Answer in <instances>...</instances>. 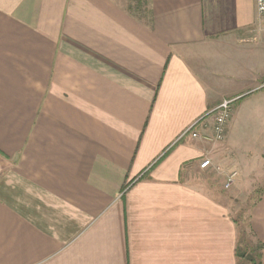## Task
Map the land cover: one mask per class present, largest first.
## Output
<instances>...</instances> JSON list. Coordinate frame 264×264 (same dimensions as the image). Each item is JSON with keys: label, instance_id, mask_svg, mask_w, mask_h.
Wrapping results in <instances>:
<instances>
[{"label": "crops", "instance_id": "obj_1", "mask_svg": "<svg viewBox=\"0 0 264 264\" xmlns=\"http://www.w3.org/2000/svg\"><path fill=\"white\" fill-rule=\"evenodd\" d=\"M257 26L255 0H0V264H251L243 223L264 264V184L246 222L223 187L233 132L264 124ZM221 48L257 83L227 62L219 93ZM223 100L222 142L182 135Z\"/></svg>", "mask_w": 264, "mask_h": 264}, {"label": "rangeland", "instance_id": "obj_2", "mask_svg": "<svg viewBox=\"0 0 264 264\" xmlns=\"http://www.w3.org/2000/svg\"><path fill=\"white\" fill-rule=\"evenodd\" d=\"M230 54L231 59L229 60L228 57H230ZM216 55L217 57L210 60L209 63H215V67L212 68L210 71H214L216 74L214 77H212V79L213 84H216L217 82L216 89L219 93L226 94L229 88L227 86L231 83V81H229L227 77L222 76V73L225 71V65L227 64V62H232V64L236 65V69L233 70L234 79L231 84L233 85V89H235V87L237 86L238 88L244 87L251 82L252 84L257 83L258 74L256 71L255 63L253 62L256 60L254 51H250V53H244L242 54L243 57H240L241 54L239 53H233L232 50L229 51L228 49L221 48V50H219ZM256 100L257 98L255 93H252L248 96L245 95L242 100L243 107L246 108L252 103L255 104ZM235 104L237 105L239 104V102H236ZM260 125L261 126H259L257 130L249 134H245L242 131L237 133L233 132V142L231 145V160L232 163H234L233 165L236 166L235 169L239 173L237 180L241 175L240 171H244L245 167H247L248 164L249 166L251 165L254 170L258 168L264 169V162L260 157V154L264 148V124ZM261 171L264 170H260L257 172L261 174L259 181H241L239 185H237L236 183L233 188L226 190L228 194L232 196V214L234 217L238 218V220L242 219L243 222H246L249 208L259 196V193L264 184V172ZM246 184L251 185L248 186ZM252 186L255 187L254 192L247 193L246 189H249ZM244 224L245 223H243L242 227L240 226L243 230L241 231L239 238V251L244 254L248 252L249 256L251 255L252 257H254V259H256V255L258 253L256 248L257 245L251 243V236L248 233L247 228L246 226H244Z\"/></svg>", "mask_w": 264, "mask_h": 264}, {"label": "built area", "instance_id": "obj_3", "mask_svg": "<svg viewBox=\"0 0 264 264\" xmlns=\"http://www.w3.org/2000/svg\"><path fill=\"white\" fill-rule=\"evenodd\" d=\"M255 7L258 19L257 29H262L264 31V0H255ZM232 103L233 100H223L221 101L215 108L208 111L204 116L200 119L193 122L190 126H188L182 135L189 134L191 138L196 140H202L209 143H218L222 142L225 139L227 124L231 118L232 114ZM207 117H212V123L210 126L211 133H199L195 130V128L199 124H203V120ZM211 161L209 158H202L199 168L205 170L211 167ZM218 170V168H216ZM238 177V172L236 170H231L225 174V180L223 183V187L225 190L230 189L236 182Z\"/></svg>", "mask_w": 264, "mask_h": 264}, {"label": "trees", "instance_id": "obj_4", "mask_svg": "<svg viewBox=\"0 0 264 264\" xmlns=\"http://www.w3.org/2000/svg\"><path fill=\"white\" fill-rule=\"evenodd\" d=\"M251 264H259L258 258H256V259L252 258L251 259Z\"/></svg>", "mask_w": 264, "mask_h": 264}]
</instances>
